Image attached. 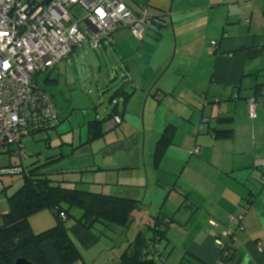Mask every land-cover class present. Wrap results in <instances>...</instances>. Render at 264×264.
Listing matches in <instances>:
<instances>
[{"label":"crops","instance_id":"1","mask_svg":"<svg viewBox=\"0 0 264 264\" xmlns=\"http://www.w3.org/2000/svg\"><path fill=\"white\" fill-rule=\"evenodd\" d=\"M123 1L133 8L146 5L155 24L165 27L162 30L157 25H148L145 41L136 39L128 29H120L113 35L114 42L99 50L112 52L113 63L118 66L116 76L119 77V72L122 74L121 79L128 82L126 91L133 95L121 124L113 118L107 120L101 139L88 143L89 130L86 138L83 137L85 129L80 127L79 145L112 146V150L105 152L101 161L67 171L77 174V179L81 173H88L87 180L84 176L81 180L87 190L139 201V215H144V223L156 216L168 220L174 217L167 228L166 240L157 246L158 264H220L217 237L233 229L230 217L239 215L248 206L244 229L237 230L230 245L234 258L229 264H264V101L257 108L256 119L250 117L248 106L255 92L264 88V0ZM79 51L74 52L71 62L64 60L46 73L45 84L58 83L62 68L67 71ZM175 77L178 81L172 85ZM161 82L164 84L160 89L166 96L171 95V100L165 101L169 113L172 115V106L183 101H189L188 105L194 109L197 103L200 121L194 123L197 119L191 109L184 114H181L183 110L173 113L172 119L181 122L176 125L172 120L168 125H176V134L160 164L165 165L171 159L169 166L173 170L167 173L161 166L155 170L153 191L160 205L157 203L153 210L152 205L141 201L142 191L150 189V182L145 184L144 178L142 181L139 178L146 166L144 170L141 167V154L145 155L146 147L142 150L143 134L137 121L146 98L145 146L149 131L153 158L164 130L156 127L155 102L149 97ZM44 87L40 86L46 91ZM117 100L120 106L123 100ZM109 115L100 119L89 117L87 125ZM220 118H233L232 124L218 121ZM212 128L231 129L233 136L217 139ZM70 130L73 125L69 121L56 130L62 145H75L74 141L63 138ZM179 133L182 139H177ZM128 139L133 141L128 147L133 151L132 156L123 152V144ZM93 145H90L92 152ZM197 146L202 148L198 158L193 156ZM151 165L150 169H154L153 162ZM163 172L170 179L165 183L169 194L164 201L166 193L159 185L164 182L160 177ZM175 185L179 194L170 201ZM213 221L216 225L211 224ZM30 223L35 233L56 224L51 211L34 215ZM71 233L81 252L83 248L92 250L99 243L78 226L72 227ZM118 257L117 253L106 264H117Z\"/></svg>","mask_w":264,"mask_h":264},{"label":"built area","instance_id":"2","mask_svg":"<svg viewBox=\"0 0 264 264\" xmlns=\"http://www.w3.org/2000/svg\"><path fill=\"white\" fill-rule=\"evenodd\" d=\"M0 0V163L24 160L23 138L41 129H53L59 114L53 97L37 84V76L66 60L74 50H97L113 42V34L128 29L145 41L153 16L145 5L133 8L123 0ZM248 100L249 115L256 119L264 101V88ZM115 122L121 124L119 118ZM202 153L197 146L194 155ZM13 169L0 164V194L4 179ZM264 186V175H262ZM245 213L230 217L243 230ZM212 225H216L213 221ZM225 230L223 238H234ZM221 254L228 255L225 241L217 239ZM220 264H225L221 262ZM228 264V263H227Z\"/></svg>","mask_w":264,"mask_h":264},{"label":"trees","instance_id":"3","mask_svg":"<svg viewBox=\"0 0 264 264\" xmlns=\"http://www.w3.org/2000/svg\"><path fill=\"white\" fill-rule=\"evenodd\" d=\"M151 24L157 25L162 30L165 27L164 24H155L153 19ZM146 27L148 28V26ZM109 45L102 44L97 49H102ZM93 51L96 52L97 50ZM73 55L71 56V61ZM38 78L39 76H37V84L39 86ZM120 83V88L111 97V103L114 105L110 115L101 120L89 121L88 143L103 137V128L107 120L119 118L122 122L127 112L126 106L133 93L126 91L128 82H125V79ZM108 91L109 89L105 92ZM116 99L123 100L122 108H120L119 101H116ZM232 120L233 118H220L218 121L232 124ZM60 124L59 114V122L53 129H41L30 135L41 131L49 133L60 128ZM210 130L213 132L214 137L220 140L221 138L228 139L233 136V130L231 129L219 131L216 128H212ZM175 131V126H169L164 130L161 139L156 144L153 156L154 166L159 167L162 163L167 149L172 146L176 134ZM62 158L64 157L51 159L43 164L34 163L28 168H25L24 165L18 167L19 169L16 172L20 170L23 176V185L18 192L12 196H7L10 209L9 213L3 215L4 225L0 227V264H17L19 260L23 259L30 264H84V256L72 237L71 229L74 226L84 229L85 232L99 242L102 236H107L114 243L115 248L118 247V243H115L118 236L125 237L122 243L124 245L127 243V247L119 253L117 264H158L156 257L159 255L157 246L166 240L167 228L174 222V217L168 220L166 217L156 216L149 222H145L144 228L135 227L134 236L129 239L128 235L138 221V214L141 209V206H139L140 202L130 198L103 195L82 188L78 189L77 185L82 183L81 176L77 179L76 174L73 172L58 171L51 168L56 161ZM11 162L9 163V168L12 169L13 167L16 169ZM14 172L15 170L9 174L14 175ZM4 188L2 193L7 191L5 182ZM247 208L248 206L242 208L241 213L246 214ZM77 209L81 211L78 217L73 215V212ZM45 211L53 213L56 224L46 229V231L33 232L30 218ZM69 219L74 221L71 226L67 225ZM230 223L233 225L232 222ZM231 230L234 231V237L238 229L234 226ZM223 233L217 239L225 241V248L230 252L226 256L223 253L221 254V262L229 264L234 258V251L231 250L230 245L235 238H223ZM122 246H120V250Z\"/></svg>","mask_w":264,"mask_h":264},{"label":"rangeland","instance_id":"4","mask_svg":"<svg viewBox=\"0 0 264 264\" xmlns=\"http://www.w3.org/2000/svg\"><path fill=\"white\" fill-rule=\"evenodd\" d=\"M137 1V0H134ZM142 2V0H141ZM140 44V43H139ZM79 56H75L73 59L74 62L71 64V67L68 68L66 71L65 68H62L59 82L53 85H46L44 82V78L46 73H43L39 75L40 79V86L42 87V84L45 86L44 88L46 91H48L51 95H53L55 102L58 104L59 114H61L62 122L60 126L62 127L67 123L70 122L71 125H73V130L68 133H66L63 138L65 140L70 142H75V145L66 144L62 145L61 141L58 137H56V130H53L49 132L41 131L39 133L30 135L28 137L23 138V145L24 150L26 151L28 157L25 160L18 161L16 159H13L11 162L8 160L7 156L3 157L1 160V165L6 167L10 162L11 164L16 167L12 169L15 170L14 175L8 174L4 180L7 191L6 193L0 194V227H2L3 224V215L9 213L10 204L7 200V196H12L16 192L20 190V187L23 185V176L18 171V167L20 165H24L25 168L30 167L34 163L43 164L46 161H50L51 159H57L60 157H64L58 161L55 162V164L51 167L53 170L58 171H67V170H75L79 169L80 166H88L91 161L97 162L101 161L102 155L105 152H109L112 150V146H106L105 148L94 146L95 150L92 152V149H90V145L84 144L79 145V133L80 130L83 127L85 130L83 131V137H86L88 134V119L89 117H97L100 119V117H105L109 113H111L112 106L114 105L111 103V97L114 94V92L120 88L121 85V73L119 72V77L117 75L118 66L113 63V57L111 51L109 50V53L106 52H100V49H97L96 52L93 50H82L79 49ZM100 50V51H99ZM87 54H84L86 53ZM175 65L170 69V75H173L171 72L174 71ZM169 75V76H170ZM56 78V75H55ZM178 77H175V79L172 82V85L177 83ZM162 84L164 82H161V85L159 84L158 89H156L152 94L155 95L154 97L152 94L149 98H151V101L153 100L155 102V110H156V120L155 124L158 130L161 131L165 130L169 124H171L172 120L175 121L176 124L181 121H176L174 118L173 113H177L178 110H183L181 114H184V112H189L191 109L192 114H194V118L197 119L194 121V123L197 122V124L200 121V112L198 108L197 103H195V108H192L188 105L189 101H183L181 105H175L172 106V115L169 113L170 108L167 105L166 100H171V95L164 94V92L160 89ZM170 85V87L172 86ZM107 89H109L108 92H105ZM170 92V91H169ZM172 93V92H171ZM170 93V94H171ZM139 95V99H141ZM116 101H118L116 99ZM120 101V100H119ZM146 101V98L143 102L142 106V113L140 117L138 118V127H140L143 134V140L142 145L143 149L146 147L145 155L143 153L141 154V167L144 170L140 174V179L144 178L145 184L150 182V189L146 192V189L142 191V202L144 201V205H152V209L156 210V206L160 205L159 197L155 196L154 193V184L156 183L155 179V170L159 169V167L154 166V160L151 157V146H150V139L152 138L150 132L148 131V138L145 146V122H144V105ZM123 107V102H120V108ZM182 107V109H181ZM169 108V109H168ZM148 110V109H147ZM194 110V113H193ZM149 120V114L148 119ZM168 121L167 124H164L165 121ZM175 125V126H176ZM60 127V128H61ZM150 127V124L148 126V129ZM165 127V128H164ZM206 127V126H205ZM164 132V131H163ZM182 133V132H181ZM179 133L177 136V139H182V135ZM87 138V137H86ZM126 142L123 144L124 149L123 152L125 155H133V151H131L128 147L132 145L133 141L131 139L125 140ZM86 142V141H85ZM157 144V143H156ZM122 146V147H123ZM120 153V152H119ZM89 156V157H88ZM197 156L198 155H194ZM108 159V158H107ZM168 159V158H167ZM109 160V159H108ZM171 160V159H170ZM167 160L166 164H162L161 168L165 169L167 172H171L173 169L169 165H171V161ZM144 161V162H143ZM154 169H150V166H152ZM160 174L161 180L164 181L163 183H160V187L162 188V191L166 193V196L163 198V201L166 199L167 195L169 194V188L165 183L166 181H170L169 177L165 176L164 173ZM167 172V173H168ZM81 177L87 180L88 173L84 172L81 173ZM77 175V174H76ZM79 175V174H78ZM78 189H85L81 184L77 185ZM87 190V189H85ZM146 192V193H145ZM176 194H179L178 188L175 185V188L172 190L171 195H173L169 200L172 201L174 196ZM158 203V204H157ZM163 203V202H162ZM157 204V205H156ZM186 204V202H185ZM188 204V203H187ZM186 209L184 208V211ZM48 212V211H45ZM43 212V213H45ZM80 210L77 209L73 212V215L77 216L80 214ZM52 217V216H51ZM53 218V217H52ZM144 215L138 214V221L136 225H134L132 231L129 233L128 238L130 239L131 236H134L135 233V227H142L144 228L145 223L143 222ZM74 224L73 219H69L68 226H71ZM35 226H38L35 224ZM113 237H115L113 235ZM125 240V237H119L117 238V241L115 243H118V247H114V243L111 242V240L106 236L101 237V241L98 243V245L92 250L86 251V249H82V254L85 257L86 264H106L112 258L115 254H119V248L121 245H124L122 241ZM127 243L124 245L123 249H125L127 246ZM81 264V263H78ZM85 264V263H84Z\"/></svg>","mask_w":264,"mask_h":264},{"label":"water","instance_id":"5","mask_svg":"<svg viewBox=\"0 0 264 264\" xmlns=\"http://www.w3.org/2000/svg\"><path fill=\"white\" fill-rule=\"evenodd\" d=\"M51 1L52 0H47L46 4L48 5ZM17 264H30V263H28L26 260L23 259V260H19Z\"/></svg>","mask_w":264,"mask_h":264}]
</instances>
